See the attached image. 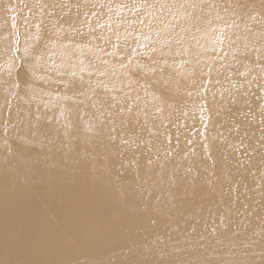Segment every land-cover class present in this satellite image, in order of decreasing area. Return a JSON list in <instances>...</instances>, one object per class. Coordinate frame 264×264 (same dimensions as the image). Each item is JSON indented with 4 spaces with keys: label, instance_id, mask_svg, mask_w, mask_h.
Returning <instances> with one entry per match:
<instances>
[{
    "label": "bare ground",
    "instance_id": "obj_1",
    "mask_svg": "<svg viewBox=\"0 0 264 264\" xmlns=\"http://www.w3.org/2000/svg\"><path fill=\"white\" fill-rule=\"evenodd\" d=\"M257 1L0 0V264H264Z\"/></svg>",
    "mask_w": 264,
    "mask_h": 264
},
{
    "label": "rangeland",
    "instance_id": "obj_2",
    "mask_svg": "<svg viewBox=\"0 0 264 264\" xmlns=\"http://www.w3.org/2000/svg\"><path fill=\"white\" fill-rule=\"evenodd\" d=\"M257 2H258V4H260V3H261V0H258ZM133 76H134V75H133ZM213 236H214V235H213ZM174 254H176V255L174 256V258H180V257H182V256H186V254L183 253V252L174 253Z\"/></svg>",
    "mask_w": 264,
    "mask_h": 264
}]
</instances>
